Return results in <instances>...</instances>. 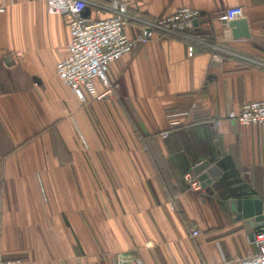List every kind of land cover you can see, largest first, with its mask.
Returning <instances> with one entry per match:
<instances>
[{"label":"crops","instance_id":"0c3cea01","mask_svg":"<svg viewBox=\"0 0 264 264\" xmlns=\"http://www.w3.org/2000/svg\"><path fill=\"white\" fill-rule=\"evenodd\" d=\"M126 1L146 19L198 9L197 39L137 46L110 66L109 96L82 100L57 76L71 41L65 17L45 0H0V264H114L129 251L145 264H215L212 238L228 225L256 251L229 200L264 201V124L213 122L264 100V0ZM234 6L250 38L221 19ZM206 160L220 174L196 190L186 176Z\"/></svg>","mask_w":264,"mask_h":264},{"label":"built area","instance_id":"2783aa9c","mask_svg":"<svg viewBox=\"0 0 264 264\" xmlns=\"http://www.w3.org/2000/svg\"><path fill=\"white\" fill-rule=\"evenodd\" d=\"M45 2L49 13L65 17L71 34L68 55L56 66L57 76L82 100H86L87 95L99 100L109 96L112 93V85L108 78L110 66L125 55L131 54L137 46L163 39L167 35L197 39L191 33L196 26L194 21L201 16L198 9L182 6L174 13L159 19H146L132 14L126 0H111L108 3L95 0H45ZM87 11L89 14L85 15ZM105 13L108 15H104ZM242 17L244 9L241 6L227 8L221 14V19L225 22ZM131 21L140 24L135 36H130L126 31ZM94 79L102 81L106 87L104 92L96 90ZM186 114V112L170 114L172 119L170 129L162 131L161 136L169 137L171 131L180 124L177 118ZM225 118L240 126L264 124V100L242 103L239 110H231L227 116L215 119L214 126H221ZM186 179L194 189H202L197 177L189 173ZM191 232L193 237L200 234L198 229ZM251 243L256 251L249 250L244 256L215 264H264V226L255 232ZM113 261L114 264H145L136 251L119 253Z\"/></svg>","mask_w":264,"mask_h":264},{"label":"water","instance_id":"95a60500","mask_svg":"<svg viewBox=\"0 0 264 264\" xmlns=\"http://www.w3.org/2000/svg\"><path fill=\"white\" fill-rule=\"evenodd\" d=\"M89 11L85 13L88 15ZM198 20L194 21L197 25ZM232 29V34L235 39L250 38L251 30L249 21L246 18H239L227 22ZM217 164L210 160L200 162L195 168L194 173L198 176L202 187H207L220 174ZM232 213H236L240 220H244L250 237H254L256 230H261L264 226V201L259 198H231L229 200Z\"/></svg>","mask_w":264,"mask_h":264},{"label":"rangeland","instance_id":"374dc122","mask_svg":"<svg viewBox=\"0 0 264 264\" xmlns=\"http://www.w3.org/2000/svg\"><path fill=\"white\" fill-rule=\"evenodd\" d=\"M234 224L233 219H229L227 224ZM222 227H224V222H221ZM228 225V231L224 234H219L215 238H212L215 244L216 252L221 255L222 260H231L235 257L244 256L247 254L245 247H243L244 242L240 235V230L230 227ZM201 239V238H200ZM242 248V249H241Z\"/></svg>","mask_w":264,"mask_h":264}]
</instances>
